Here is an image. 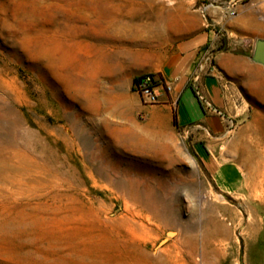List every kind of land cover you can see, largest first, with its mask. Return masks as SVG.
Segmentation results:
<instances>
[{
    "label": "rangeland",
    "instance_id": "1",
    "mask_svg": "<svg viewBox=\"0 0 264 264\" xmlns=\"http://www.w3.org/2000/svg\"><path fill=\"white\" fill-rule=\"evenodd\" d=\"M199 3L0 0V264H264V86L219 159L232 193L177 127L127 136L135 79L211 30ZM236 3L264 40V0Z\"/></svg>",
    "mask_w": 264,
    "mask_h": 264
},
{
    "label": "crops",
    "instance_id": "2",
    "mask_svg": "<svg viewBox=\"0 0 264 264\" xmlns=\"http://www.w3.org/2000/svg\"><path fill=\"white\" fill-rule=\"evenodd\" d=\"M220 26L225 38L213 30L202 31L180 43L159 67L152 70L172 84L171 92L160 90L161 99L170 102L154 106L142 103L146 125H129L126 130L129 131L127 136L136 142L143 136H159L164 126L177 127L182 136L190 140L193 152L213 177L217 188L232 193L241 185L243 174L236 162H219V159L225 152L224 147L233 152V142H228V138L233 136L247 113L242 97L246 96L245 91L262 90L264 65L252 60L255 41L249 36L257 29L249 25L246 18H233ZM206 45L217 50V70L213 75H201L193 82L201 50ZM132 82L129 81V85ZM199 93L222 114L208 110ZM144 130L150 133L146 134ZM227 173L234 182L226 178Z\"/></svg>",
    "mask_w": 264,
    "mask_h": 264
},
{
    "label": "built area",
    "instance_id": "3",
    "mask_svg": "<svg viewBox=\"0 0 264 264\" xmlns=\"http://www.w3.org/2000/svg\"><path fill=\"white\" fill-rule=\"evenodd\" d=\"M200 3L197 6V11L200 12L204 19V26L206 28H215V24L219 25L227 20L233 19L238 14L237 1L238 0H199ZM218 16L220 22L218 23ZM214 31V29H213ZM220 36L224 37L222 30L216 32ZM221 33V34H220ZM216 48L206 45L201 50V58L198 63L197 72L194 75L193 82L197 81L201 75L209 76L213 75L217 70L215 63ZM133 90L140 98L141 102L146 106L162 105L166 102L161 99L160 90L165 92H171L173 86L170 82L165 81L162 77L154 73H147L139 77L137 81L133 83ZM200 100L208 110H211L217 114L222 112L212 107L208 100L199 93Z\"/></svg>",
    "mask_w": 264,
    "mask_h": 264
},
{
    "label": "water",
    "instance_id": "4",
    "mask_svg": "<svg viewBox=\"0 0 264 264\" xmlns=\"http://www.w3.org/2000/svg\"><path fill=\"white\" fill-rule=\"evenodd\" d=\"M252 60L256 63H260L264 65V40L259 39L255 43L254 54L252 56Z\"/></svg>",
    "mask_w": 264,
    "mask_h": 264
},
{
    "label": "bare ground",
    "instance_id": "5",
    "mask_svg": "<svg viewBox=\"0 0 264 264\" xmlns=\"http://www.w3.org/2000/svg\"><path fill=\"white\" fill-rule=\"evenodd\" d=\"M243 147H244V146H243ZM243 149H244V148H243ZM256 155H257V154H256ZM259 156H261V157L263 156V157H264V154H263V153H262V154L260 153ZM260 169H261V168H260ZM257 177H258V176H257ZM255 179H256V178H255ZM257 180H258V179H257ZM260 180H262V179H260ZM258 181H259V180H258Z\"/></svg>",
    "mask_w": 264,
    "mask_h": 264
},
{
    "label": "trees",
    "instance_id": "6",
    "mask_svg": "<svg viewBox=\"0 0 264 264\" xmlns=\"http://www.w3.org/2000/svg\"><path fill=\"white\" fill-rule=\"evenodd\" d=\"M138 79H139V77H138V78H136V79H135V81H137Z\"/></svg>",
    "mask_w": 264,
    "mask_h": 264
}]
</instances>
